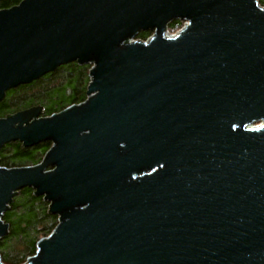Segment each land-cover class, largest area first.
I'll return each mask as SVG.
<instances>
[{
	"label": "water",
	"instance_id": "obj_1",
	"mask_svg": "<svg viewBox=\"0 0 264 264\" xmlns=\"http://www.w3.org/2000/svg\"><path fill=\"white\" fill-rule=\"evenodd\" d=\"M173 21L189 25L167 38ZM142 32L155 36L129 43ZM73 62L91 65L83 103L0 119V150L52 143L38 165L0 166V240L15 195L33 188L58 224L26 264H264L259 0L0 10V102Z\"/></svg>",
	"mask_w": 264,
	"mask_h": 264
},
{
	"label": "trees",
	"instance_id": "obj_2",
	"mask_svg": "<svg viewBox=\"0 0 264 264\" xmlns=\"http://www.w3.org/2000/svg\"><path fill=\"white\" fill-rule=\"evenodd\" d=\"M23 0H1L0 10L18 6ZM264 7V0H259ZM180 21L170 24L176 30ZM151 33L139 34V39ZM91 65L77 62L63 65L44 77L27 85L11 89L0 102V119L17 112L41 106L43 117L83 103L87 99L88 70ZM50 141L27 148L20 142L7 144L0 150V166L15 168L35 166L42 162L51 148ZM9 224V234L0 240V255L4 264H24L36 252L38 241L49 236L58 224V216L50 212L44 197L35 195L33 188H24L14 197L9 211L3 216Z\"/></svg>",
	"mask_w": 264,
	"mask_h": 264
},
{
	"label": "built area",
	"instance_id": "obj_3",
	"mask_svg": "<svg viewBox=\"0 0 264 264\" xmlns=\"http://www.w3.org/2000/svg\"><path fill=\"white\" fill-rule=\"evenodd\" d=\"M189 25V23L187 21H180V25L179 27L176 29V30H171L170 27L167 28L166 30V33H165V36L167 38H174L176 37L181 31H183L187 26ZM151 34L145 38V39H139L138 37L134 40H130L129 43H132V42H136V41H141V42H146V43H149L152 38L155 36V32H150ZM32 257V256H31ZM29 257L26 262L24 264L27 263V261L31 258Z\"/></svg>",
	"mask_w": 264,
	"mask_h": 264
},
{
	"label": "rangeland",
	"instance_id": "obj_4",
	"mask_svg": "<svg viewBox=\"0 0 264 264\" xmlns=\"http://www.w3.org/2000/svg\"><path fill=\"white\" fill-rule=\"evenodd\" d=\"M90 70H91V68L88 70V77H89V79H90L89 84H90V82H91V78H90V74H89ZM88 86H89V85H88Z\"/></svg>",
	"mask_w": 264,
	"mask_h": 264
},
{
	"label": "flooded vegetation",
	"instance_id": "obj_5",
	"mask_svg": "<svg viewBox=\"0 0 264 264\" xmlns=\"http://www.w3.org/2000/svg\"><path fill=\"white\" fill-rule=\"evenodd\" d=\"M144 33H146V32H144Z\"/></svg>",
	"mask_w": 264,
	"mask_h": 264
}]
</instances>
